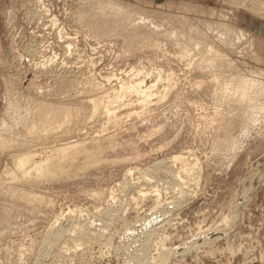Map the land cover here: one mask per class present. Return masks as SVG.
<instances>
[{"label":"rangeland","instance_id":"rangeland-1","mask_svg":"<svg viewBox=\"0 0 264 264\" xmlns=\"http://www.w3.org/2000/svg\"><path fill=\"white\" fill-rule=\"evenodd\" d=\"M263 26L264 0H0V264H264Z\"/></svg>","mask_w":264,"mask_h":264},{"label":"bare ground","instance_id":"bare-ground-1","mask_svg":"<svg viewBox=\"0 0 264 264\" xmlns=\"http://www.w3.org/2000/svg\"><path fill=\"white\" fill-rule=\"evenodd\" d=\"M115 7V6H114ZM113 8V7H112ZM263 33H264V26H263ZM71 45V44H70ZM140 70V69H139ZM136 72V71H135ZM140 73V72H139ZM144 73H146V72H144ZM152 74V73H151ZM113 76V75H112ZM110 78V77H109ZM145 79L143 78V79H138V81H133V82H131V83H126V84H124V82H123V84L121 85V93L123 94V93H126L127 91H128V93L131 91H137L138 93H140L141 95H138V96H142L141 98H143V100H146V98L147 97H149L150 95H152V87L154 86V83L152 82V85H146L145 87H144V85H143V81H144ZM159 80V79H158ZM161 80V79H160ZM122 83V82H121ZM118 87V86H117ZM113 89V88H112ZM117 89H119V88H117ZM114 90H115V88H114ZM120 91V90H119ZM121 93H119L118 95H121ZM133 93V92H132ZM116 94V93H115ZM154 95V94H153ZM123 96V95H122ZM121 96V97H122ZM97 98H98V96H96ZM102 97V96H101ZM116 97V96H115ZM127 97V96H126ZM100 98V97H99ZM110 98V97H109ZM117 99V98H116ZM138 99V98H137ZM139 99H140V97H139ZM142 100V101H143ZM130 100H128V102H129ZM96 102H98V101H96ZM107 102H108V100H107ZM124 102V101H123ZM134 102V101H133ZM104 103V102H103ZM111 103V102H110ZM92 104H93V101H92ZM95 104V103H94ZM93 104V105H94ZM97 104L98 103H96V106L95 107H97ZM121 104V103H120ZM125 104V103H124ZM127 104V103H126ZM145 104H147V103H145ZM99 106V105H98ZM67 108V107H66ZM66 108H64V109H66ZM108 109H109V107H108ZM69 111V110H68ZM109 112V111H108ZM65 113V112H64ZM70 113V112H69ZM68 113V114H69ZM71 114V113H70ZM65 115V114H64ZM51 116V115H50ZM52 117H53V115H52ZM52 117H50V120H51V118ZM49 118V117H48ZM55 118H57L56 116H55ZM60 120H61V118H59ZM40 120V119H39ZM46 120V119H45ZM55 120V119H54ZM71 120V119H70ZM67 121H68V118H67ZM40 122V121H39ZM45 122V121H44ZM61 122V121H60ZM41 123H42V121H41ZM45 123H47V122H45ZM53 123V122H52ZM44 124V123H43ZM36 125V124H35ZM34 125V126H35ZM51 125V124H50ZM53 125V124H52ZM65 125V124H64ZM39 126V125H38ZM44 126H45V124H44ZM54 126V125H53ZM59 126H61V123H60V125ZM37 128V127H36ZM36 128H34L35 130H36ZM39 128V127H38ZM46 128H47V126H46ZM45 127H43V130L44 129H46ZM51 128V127H50ZM49 128V129H50ZM40 129V128H39ZM48 129V128H47ZM47 129L45 130V131H47ZM41 130V129H40ZM37 131V130H36ZM45 131H44V133H45ZM34 132V131H33ZM40 132H42V131H40ZM38 133V132H37ZM46 133H48V132H46ZM65 134H66V132H65ZM70 139H71V137H70ZM67 140V139H66ZM65 142V141H64ZM73 141H71L70 143H72ZM78 143V142H77ZM77 143H75V144H77ZM62 144V143H61ZM70 145H74V144H70ZM70 145H68L69 147H71ZM63 146H65V145H63ZM68 146H66L68 149H69V147ZM76 146V145H75ZM83 146V145H82ZM61 147V146H60ZM66 147H65V149H66ZM81 147V146H80ZM64 148H62V150H63ZM64 149V150H65ZM67 150V149H66ZM58 152V151H57ZM64 152V151H63ZM62 152V153H63ZM67 152V151H66ZM79 152V151H78ZM82 152V151H81ZM71 153H74V152H72L71 151ZM71 153H69L68 152V154L70 155ZM67 153H65V158H66V156H68V154L66 155ZM72 157V156H71ZM181 156L180 155H174L173 156V158H172V161H176L178 158H180ZM70 159V158H69ZM54 164V163H53ZM54 166V165H53ZM158 166V165H157ZM160 167V166H159ZM130 169V168H129ZM129 169H128V171H129ZM159 169V168H158ZM169 169H171V168H169ZM151 170V169H150ZM161 170H163V169H161ZM47 171H49L48 169H47ZM132 171V170H131ZM130 171V172H131ZM140 171H142V170H140ZM129 172V173H130ZM128 173V174H129ZM172 173V172H171ZM180 173V172H179ZM131 174V173H130ZM142 174V177H143V174H147V173H145V172H143V173H141ZM140 175V174H139ZM156 175V174H155ZM162 175V174H161ZM165 175V174H164ZM170 175V174H169ZM179 175V174H178ZM153 176V175H152ZM155 177V176H154ZM178 177H180V176H178ZM164 178V177H163ZM176 178V177H175ZM155 179V178H154ZM134 181V180H133ZM151 181V180H150ZM136 182V181H135ZM140 182V181H139ZM165 182V181H164ZM136 183H138V182H136ZM144 183V182H143ZM166 183H167V181H166ZM172 183V182H171ZM135 184V183H134ZM133 184V185H134ZM141 184V183H140ZM170 184V183H169ZM135 187H137V186H135ZM141 188V187H140ZM169 189H170V187H168ZM139 189V188H138ZM137 189V190H138ZM164 189H165V187H164ZM133 190V189H132ZM136 190V189H135ZM162 190V189H161ZM160 190V191H161ZM166 190H167V188H166ZM141 191V190H140ZM142 192V191H141ZM146 193V192H145ZM142 195L144 194V193H141ZM160 194V193H159ZM136 196V195H135ZM158 196V195H157ZM141 198V197H140ZM157 198V197H156ZM133 199H134V196H133ZM134 205V204H133ZM74 221V220H73ZM72 222V221H71ZM84 222V221H83ZM73 223V222H72ZM71 224V223H70ZM83 225V224H82ZM87 225V224H86ZM75 226V225H74ZM77 226H78V224H77ZM88 226V225H87ZM91 226V225H90ZM220 227V226H219ZM218 227V228H219ZM77 228H79V227H77ZM76 228V230H78ZM87 228V227H86ZM71 229V228H70ZM73 229H74V227H73ZM72 229V230H73ZM85 229V228H84ZM83 229V230H84ZM79 230H80V228H79ZM82 230V229H81ZM89 230V229H88ZM69 231V230H68ZM93 231V230H92ZM78 232V231H77ZM84 232V231H83ZM218 232V231H217ZM70 233H71V231H70ZM81 233V232H80ZM69 234V233H68ZM72 234V233H71ZM83 234V233H82ZM81 234V235H82ZM85 234H88V233H85ZM218 234V233H217ZM223 234V233H222ZM72 235H74V234H72ZM80 235V234H79ZM220 235V234H219ZM54 236H56L57 237V235H54ZM69 236V235H68ZM63 237V236H62ZM70 237V236H69ZM75 237H77V235H75L74 236V238ZM215 237H216V235H215ZM55 238V237H54ZM54 238H53V240H54ZM60 238V237H59ZM73 239V238H72ZM77 239V238H76ZM76 239H74V241L76 240ZM206 239V238H205ZM204 239V240H205ZM214 239H216V238H214ZM79 240V239H78ZM208 240V239H207ZM60 241V240H59ZM55 242V241H54ZM54 242H53V244H54ZM78 242V241H77ZM81 242V241H80ZM75 243V242H74ZM56 244V243H55ZM205 244V243H204ZM79 245V244H78ZM54 247H55V245H54ZM183 250V249H182ZM181 250V251H182ZM64 251V250H63ZM184 252V251H183ZM172 253V252H171ZM181 254H182V252H180ZM176 254V253H175ZM179 254V253H178ZM160 259V258H159ZM162 261L164 260V257H162V259H161ZM160 262V261H159ZM156 264H158V263H156Z\"/></svg>","mask_w":264,"mask_h":264}]
</instances>
